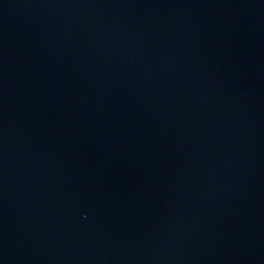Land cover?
<instances>
[{
    "label": "water",
    "instance_id": "95a60500",
    "mask_svg": "<svg viewBox=\"0 0 264 264\" xmlns=\"http://www.w3.org/2000/svg\"><path fill=\"white\" fill-rule=\"evenodd\" d=\"M0 264H264V36L0 0Z\"/></svg>",
    "mask_w": 264,
    "mask_h": 264
}]
</instances>
